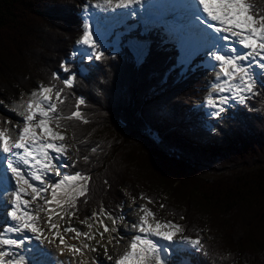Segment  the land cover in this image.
Returning a JSON list of instances; mask_svg holds the SVG:
<instances>
[{
	"label": "trees",
	"instance_id": "trees-1",
	"mask_svg": "<svg viewBox=\"0 0 264 264\" xmlns=\"http://www.w3.org/2000/svg\"><path fill=\"white\" fill-rule=\"evenodd\" d=\"M81 3L0 0V98L10 103L52 85L63 89L62 116L78 98L86 101L88 123L61 121L74 149L66 172L90 177L72 219L92 220L101 209L115 216L144 196L161 219L202 241V249L183 253L188 264H264V87L206 130L199 105L213 71L199 65L202 55L183 71L162 27L123 36L118 50L103 51V60L83 63L81 71L64 63L84 31ZM145 38L147 51L136 59L128 43ZM72 75L66 88L62 79Z\"/></svg>",
	"mask_w": 264,
	"mask_h": 264
},
{
	"label": "snow or ice",
	"instance_id": "snow-or-ice-1",
	"mask_svg": "<svg viewBox=\"0 0 264 264\" xmlns=\"http://www.w3.org/2000/svg\"><path fill=\"white\" fill-rule=\"evenodd\" d=\"M140 3L142 0H103L102 4L97 3L94 7L114 11ZM187 7L190 9L192 28L196 32L195 50L206 51L210 58L208 67L216 73L212 92L219 95L215 98L208 95L206 105L213 109L211 116L219 117L225 112L230 99L244 104L257 95L258 87H264V81L258 79V75L264 77V0H192ZM179 39L183 43L188 38L180 36ZM79 43L93 50L87 54L88 60L104 59V52L98 49L90 25H84ZM62 67L65 72H70L69 66ZM254 69H259V73ZM52 79L61 80V77L53 73ZM75 79L72 75L63 78L62 83L66 88H72ZM64 102L63 89L42 84L29 94L26 102H21L12 109L18 111V115L23 118L16 122L19 131L7 127L0 130V205H4L2 197L7 193L10 207L5 205L6 215L11 221L0 228V264H47V261L40 258L47 257L49 253L39 245L25 249V245L33 239L40 244L47 242L49 245L58 240L61 255L65 250L70 251L73 256L83 255L84 249L93 252L97 250L88 243L77 247L66 240L65 234L68 232L74 233L73 239H96L97 233L92 232L93 224H89L88 219L81 223L88 226L89 232L71 226L62 228L57 222L65 216L71 218L75 215L72 210L77 209L79 197L87 195L90 177L77 173L64 176L52 184L46 180L52 172L60 174L57 161L66 158L68 154L66 127L61 121L75 119L88 123L81 112V106L86 103L84 98H78L75 110L62 116L58 105ZM5 123L12 121L6 119ZM92 151L95 152L96 149L93 148ZM84 159L87 160L88 157ZM49 189L51 198L45 195ZM61 194L63 199L60 198ZM141 199L154 203L148 197L141 196ZM160 207L163 208L164 205L161 204ZM138 212L142 213L139 221L131 225L138 234L130 239L128 250L115 260V264H169V252L180 246L177 237H180L182 244L203 248L199 237L183 235L185 229L182 225L157 219L155 213L146 206H140ZM41 213L44 214L43 219ZM98 216L112 219L113 225L117 218L111 217L104 209L93 213L90 219L103 226V232L98 233L102 241L105 233L115 229L104 224L103 220H97ZM119 219L122 220L123 217ZM25 233H31V236H25ZM48 233L52 234L51 239ZM161 240L167 244H161ZM104 247L107 253V245ZM25 251L35 255L26 259L23 254ZM107 259L112 260L113 257L108 256Z\"/></svg>",
	"mask_w": 264,
	"mask_h": 264
},
{
	"label": "rangeland",
	"instance_id": "rangeland-1",
	"mask_svg": "<svg viewBox=\"0 0 264 264\" xmlns=\"http://www.w3.org/2000/svg\"><path fill=\"white\" fill-rule=\"evenodd\" d=\"M82 1H83V3L80 4L79 8H80V11H81V14H80L81 15V19L83 20V22H84L83 24L84 25L88 21H90V19H92V18L100 19L101 17H103L105 15H109L112 12V9H98V8L94 7V5L97 4V3H101L102 4L103 0H82ZM185 1H186L187 4H189V3L191 4V2H192V0H191V2H190V0H185ZM158 2H161V0H152V2H150L149 0H142V3L144 4V7H145V5H148V4L153 6L154 3H158ZM175 2L177 4L181 3V5H183L184 0H175ZM142 3L138 4V6L140 8H143L141 6ZM168 3L171 6L170 7L171 10H173V11H171V14L174 15V12L177 11L175 9V3L174 2L170 3L169 1H168ZM182 7H183V10H181V11L183 12V15L182 14H176L177 16L175 18H179V15H182L181 19L186 20L190 16V15L187 14V13L190 14V9L186 5L181 6V8ZM163 8L165 9V7H163ZM164 9L163 10L161 9V11L156 14V17L158 15H160V17H157L155 21L162 20L164 15H166L164 18L167 17L168 14H167V12ZM163 11H164L165 14L163 13ZM147 12H150V11H147ZM137 16H141L140 11L137 12ZM178 21H181V20L178 19ZM84 25H83V27H84ZM154 25L155 24H149V23H147L145 21L143 23V29H142L141 33L143 32L144 34H146L148 31L153 30L156 27ZM164 27L168 31V32L164 33V36H166L165 38L168 39L169 43L178 44V46H177L178 49L179 48L182 49V53L184 54V58H183V54L182 53H180V55H179V65H187V64H189L191 62V60H193L194 55H196L199 51H196L195 49L194 50H186L183 47H185V48L196 47L197 44H196L195 37L189 36L188 39L186 40V42L195 43V45H187L184 42L180 43L179 39L175 38V35L172 34V30H176L175 23L173 21H169V22L165 23ZM177 28H178V26H177ZM182 28L184 29L185 26L183 25ZM191 28H192V26L189 27L188 29H191ZM126 29H127V31H129V26H127ZM134 29H135V27L132 26V31ZM176 32H178V31H176ZM167 33H169V34H167ZM108 34L109 33H107V35ZM107 35L106 36H102V31H100V29H99V30H97V32L95 34H93V38L95 40L99 41V46H104L103 42H104L105 38L107 37ZM176 35H178V34H176ZM80 37L81 36H78L77 38H75L73 40L72 44L73 43L75 45L77 43L79 44V41L82 38V37L81 38ZM111 38H113V36H111V37L109 36L107 41L110 42ZM182 44H183V47H182ZM129 47L132 49L133 52H135L137 55H139V54L144 52V49H145L146 46H145V43H143V42L140 43V42H131L130 41L129 42ZM92 51L93 50H91V52ZM202 52L206 54V51L203 50ZM192 55H193V57H191ZM209 59L210 58L206 54L205 60L203 61L205 66H208V60ZM202 64L203 63H200L199 65H202ZM215 76H216V73L213 71V76H212L213 83L210 85L209 94L208 95L213 93L212 90H210V89L212 88V86H213V84L215 82ZM38 86H35L33 89H31L29 93H22V95H20L17 99H11L12 101H10V103H8L6 101H3V99L0 98V130H2L3 128L7 127L10 130L15 128V130L17 132L19 131V127L16 126V122L22 121L23 118L18 115V111H13L12 109L17 104H19L21 102H26L27 99H28L29 94L32 91L36 90L38 88ZM213 94L216 95L217 93H213ZM208 95L205 96L204 104L199 108L200 112H204L206 116L210 115L207 112V110H210V112L213 111V109L208 108L207 105H206V99H207ZM214 98H215V96H214ZM233 101H235V100H230L229 101L230 104ZM6 119L9 120V121H12V123H7L6 124L5 123ZM73 156H74V149L72 147H69L67 157L66 158H62L61 160L57 161V165L59 166V173L60 174L56 175L55 172H52L51 174H49L46 177V180H47V182L49 184L55 183L56 181H59L60 179H62L64 176H67L66 175V169H67V165L66 164L68 163L70 158H72ZM13 183H14V181H13ZM79 183L80 182H77V184H79ZM29 191H30V189H29ZM45 195L48 198H51V189H49V192L46 193ZM60 198L63 199V195L62 194H61ZM8 201L9 200H5V202H7L6 206L10 207V204L8 203ZM140 206H146L147 208H149L148 203L145 200H143V199L139 200L134 205H127V206L125 205L124 207H122L119 210V212L117 213L116 216H111L113 218H117V222H116L115 225H113L112 219L107 218L106 216H98L96 218L97 220H103L104 224H107L110 228H114L115 229L114 231H111L109 233H105L104 239L102 241H101V238L98 235V233L99 232H103V226L101 224L96 223L95 220H93V219L88 221V223L89 224H93L92 232L93 233H97L96 239L91 240V241L84 240L83 238L73 239L72 237L74 236V233L68 232V233L65 234L67 243L76 245L77 247H80L82 243H88V244H90L91 247H94V248L97 249L95 252H93V251H91L89 249H84L83 250L84 251L83 255L73 256V254L70 251L65 250L64 254L61 255L60 254L61 253V249H60L58 240L55 241L52 245H49L47 242H45L44 244H40L39 241H35V240L33 241L32 240L29 243L30 247L39 245L44 251L49 253V255L47 257H41L40 258L42 260L47 261V264H94V262H98V264H100V263H103V260L100 259V257L103 258L104 260H106L107 262H110L111 260H108L107 257L108 256H112L113 259H114V257H116V255H118V253L122 249V247H121L122 246L121 237H124V232H123L124 229L137 232L135 229H133L131 227V225L133 224L131 218L136 220L135 223L139 221V216L142 215V213L138 212V208ZM33 207H35V205ZM53 207H54V205H53ZM2 209L3 208L0 205V228H2L3 226H6V224L8 222L7 221L8 217L6 216V212L4 211V209L3 210ZM153 212L155 213L157 219L165 221V220L161 219V214L158 213V211L156 212V211L153 210ZM41 217H42V219L44 218V214L43 213H41ZM120 217H123V219L122 220L119 219ZM54 219H56V218L54 217ZM168 221H171V220L168 219ZM57 222L61 225L62 228L71 226V227H74V228H76L78 230H81L83 232H89V228H88L87 225L78 223L74 218L72 219V218L64 217L63 220H58ZM48 235H49V239H51L52 238V234L48 233ZM134 235H135V233H134ZM28 236H31V233H28ZM109 240H111V243H109ZM97 241H100V243L98 244ZM177 243L180 244V246L178 248L174 249V250H171L169 252V254H168L169 262L171 261L172 264H188L186 259L182 255H183V253H186L187 250L195 249V248H193L190 245L180 243V237H177ZM104 245H107V253L105 252ZM25 249H27L26 246H25ZM126 250H128V247L122 249L123 253H125ZM23 254H25V252ZM34 255L35 254H33L31 252V253L25 254V257H26V259H28V258H32ZM174 257L176 258L175 260H174ZM113 263H115V262H113Z\"/></svg>",
	"mask_w": 264,
	"mask_h": 264
},
{
	"label": "bare ground",
	"instance_id": "bare-ground-1",
	"mask_svg": "<svg viewBox=\"0 0 264 264\" xmlns=\"http://www.w3.org/2000/svg\"><path fill=\"white\" fill-rule=\"evenodd\" d=\"M150 2H152V0H149ZM170 2V3H175V9L177 10V11H175L174 12V16L176 17L177 15L176 14H182L183 15V12L181 11V10H183V7L181 8V6H183V5H189V4H187L186 3V1L184 0V3H183V5H181V3L180 4H177L176 2H175V0H161V2H158V3H154V7H161V6H163L164 5V3L165 2ZM164 2V3H163ZM190 2H191V0H190ZM163 4V5H162ZM159 5V6H158ZM141 6L144 8V4L142 3L141 4ZM163 10V9H162ZM145 13H146V15H149L150 16V18L152 19V20H156V18L157 17H160V15H158L157 17H156V15L154 16L153 14L151 15V13L150 12H147L146 10H145ZM163 13H164V11H163ZM186 13V12H185ZM165 14V13H164ZM188 15H190L189 13H187ZM182 15H179V18H176V21L178 20V19H180L181 21H178V22H180L181 23V26H185V28L183 29V31H186L185 32V36L184 37H186V38H188L189 36H192V37H195L196 38V32H195V30L193 29V28H191V29H188L189 27H191L192 26V21L190 20V16L186 19V20H184V19H181L182 17ZM166 15H164V17H165ZM188 27V28H187ZM187 40V39H186ZM186 40L184 41V43L185 44H187V45H195V43H188V42H186ZM182 47H183V44H182ZM196 47H197V45H196ZM196 47H190V48H185V47H183L184 49H186V50H194V49H196ZM255 70V69H254ZM33 183H37V182H33ZM5 202V201H4ZM5 205H7V202H5L4 203V205H1V207L4 209V211L6 212V208H5ZM2 209V210H3ZM7 216V215H6ZM131 220H132V222L133 223H135V219H133V218H131ZM8 222H7V224L6 225H8V224H10L11 223V221H10V218H8V220H7ZM123 231V230H122ZM124 239H122V249H124V248H126V247H128V245H129V242H130V239L134 236V233H135V235L136 234H138L137 232H134V231H131V230H125L124 229ZM25 236H28V233H25L24 234ZM121 235V234H120ZM14 238H20V237H14ZM155 239V238H154ZM161 244H167V242L166 241H159ZM124 247V248H123ZM122 249H121V251L118 253V255H116V257H114V259L113 260H111L110 262H107L106 260H104L103 258H101L100 257V259H102L103 260V263H100V264H115V263H113V262H115V260L116 259H119V257L123 254V251H122ZM5 259H7V258H5Z\"/></svg>",
	"mask_w": 264,
	"mask_h": 264
}]
</instances>
